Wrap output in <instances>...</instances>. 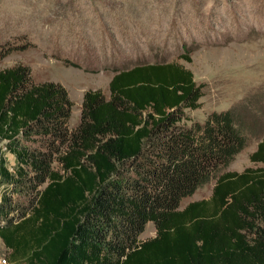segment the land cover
I'll return each mask as SVG.
<instances>
[{"label":"trees","instance_id":"1","mask_svg":"<svg viewBox=\"0 0 264 264\" xmlns=\"http://www.w3.org/2000/svg\"><path fill=\"white\" fill-rule=\"evenodd\" d=\"M20 46L0 45V59ZM109 87L85 91L70 127L63 83L36 81L22 62L0 69V183L31 197L0 204L10 261L264 264V134L250 153L261 165L225 170L258 116L236 105L191 117L202 84L178 60L119 69ZM212 178L209 197L180 207ZM150 220L156 235L140 239Z\"/></svg>","mask_w":264,"mask_h":264},{"label":"rangeland","instance_id":"2","mask_svg":"<svg viewBox=\"0 0 264 264\" xmlns=\"http://www.w3.org/2000/svg\"><path fill=\"white\" fill-rule=\"evenodd\" d=\"M8 44L24 46L1 58L0 69L22 62L36 81L67 87L70 127L81 119L85 91L100 88L109 97L117 70L178 60L202 84V104L188 110L191 117L203 121L213 110L236 105L258 116L257 131L225 170L262 164L252 162L250 153L264 134V0H0V45ZM6 158L14 167L7 150ZM215 181L183 197L180 207L209 197ZM30 200L22 189L0 183V204L30 207ZM156 233L150 220L139 237ZM0 264H19L10 261L1 237Z\"/></svg>","mask_w":264,"mask_h":264},{"label":"built area","instance_id":"3","mask_svg":"<svg viewBox=\"0 0 264 264\" xmlns=\"http://www.w3.org/2000/svg\"><path fill=\"white\" fill-rule=\"evenodd\" d=\"M4 149H6V147L4 146ZM10 167V169H13V166H9Z\"/></svg>","mask_w":264,"mask_h":264},{"label":"crops","instance_id":"4","mask_svg":"<svg viewBox=\"0 0 264 264\" xmlns=\"http://www.w3.org/2000/svg\"><path fill=\"white\" fill-rule=\"evenodd\" d=\"M112 78V77H111ZM111 80V79H110Z\"/></svg>","mask_w":264,"mask_h":264}]
</instances>
